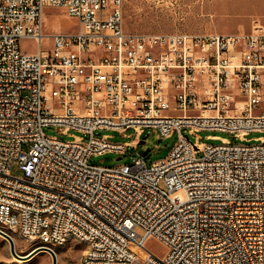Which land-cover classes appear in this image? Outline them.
Returning a JSON list of instances; mask_svg holds the SVG:
<instances>
[{"label":"built area","instance_id":"1","mask_svg":"<svg viewBox=\"0 0 264 264\" xmlns=\"http://www.w3.org/2000/svg\"><path fill=\"white\" fill-rule=\"evenodd\" d=\"M126 1L0 0V230L41 246L76 235L86 246L79 264H136L138 252L142 264H264V137L204 145L198 135L250 142L249 134L264 133L263 27L128 33ZM47 6L80 25L51 35L50 50ZM23 39L39 52H23ZM51 126L83 135L63 141L46 135ZM151 128L177 134L165 159L89 162L138 146L96 131L141 136ZM153 238L168 248L164 257L147 249Z\"/></svg>","mask_w":264,"mask_h":264},{"label":"rangeland","instance_id":"2","mask_svg":"<svg viewBox=\"0 0 264 264\" xmlns=\"http://www.w3.org/2000/svg\"><path fill=\"white\" fill-rule=\"evenodd\" d=\"M188 1L192 0H168L161 3L148 0H128L123 5L124 29L128 33H143V34H166L176 35L184 33L182 31L183 21L180 15H187ZM196 2V0H194ZM179 17V23H177ZM217 27L220 32L231 34L236 32V27L243 24L245 19L240 14L235 16L232 22H224L222 15L217 16ZM43 47L45 50H50L52 41L50 36L53 34H68L80 29L79 22L69 17L66 11L62 8L45 7L42 13ZM185 24V22H184ZM235 29V30H234ZM20 48L23 52L35 54L39 52V47L35 41L23 39L20 41ZM45 133L49 137H57L63 141H70L74 136H82L78 131H72L68 134H63L60 127L51 126L45 128ZM109 135L115 143H138L137 148L129 147L124 155L116 153H106L100 156L92 157L89 162L98 165L112 167L124 163H132L134 156L142 154L146 158L148 166L165 159L170 151L177 143V134L164 137L157 129H147L141 136L134 133V130H128L124 133L112 130H98L95 132L96 137ZM199 142L204 145H219L221 139H227L232 144H255L254 139L264 137V133H251L246 139L250 142H241L234 138L232 134L218 131H201L198 133ZM211 137H218L214 140ZM85 138H87L85 136ZM192 143L196 142V137L191 136ZM202 155V154H201ZM12 175L21 177L22 172L17 165L12 168ZM163 187V185H161ZM16 241V253L19 256H27L32 251L39 249L41 246L36 243H31L20 237L13 235ZM147 249L164 257L168 248L157 239H150L146 245ZM52 249L58 256V264H79L83 258L86 246L76 240L67 242L64 245H53ZM139 260L136 264H142L144 255L138 252ZM0 264H53V257L49 252L38 253L30 260H17L11 253L10 245L7 240L0 236Z\"/></svg>","mask_w":264,"mask_h":264},{"label":"crops","instance_id":"3","mask_svg":"<svg viewBox=\"0 0 264 264\" xmlns=\"http://www.w3.org/2000/svg\"><path fill=\"white\" fill-rule=\"evenodd\" d=\"M241 15L245 21L236 32L225 34L217 27L218 17L232 22ZM182 31L191 35H245L254 31L257 24L264 29V0H194L188 1L187 15H180ZM185 22V24H184ZM179 23V17H177Z\"/></svg>","mask_w":264,"mask_h":264},{"label":"water","instance_id":"4","mask_svg":"<svg viewBox=\"0 0 264 264\" xmlns=\"http://www.w3.org/2000/svg\"><path fill=\"white\" fill-rule=\"evenodd\" d=\"M0 236L8 241V243L10 245L11 253L17 260H23V261L29 260V259L33 258L34 256H36L40 252H49L53 257V264H58L57 256H56L54 250L47 247V246H41L39 249L32 251L27 256L22 257L16 253L15 243L9 234L0 230Z\"/></svg>","mask_w":264,"mask_h":264},{"label":"bare ground","instance_id":"5","mask_svg":"<svg viewBox=\"0 0 264 264\" xmlns=\"http://www.w3.org/2000/svg\"><path fill=\"white\" fill-rule=\"evenodd\" d=\"M188 157H190V159H198V152L196 150H188ZM13 235H16L21 238V234H13ZM72 240L78 241V237H76V235H67V242L72 241ZM13 241L16 245V241L14 238H13ZM33 243L39 244V246H41V241H33ZM64 244L65 243H56V244L55 243H42V246H47L52 249L53 245H64ZM40 253H44V252H40ZM57 259H58V256H57Z\"/></svg>","mask_w":264,"mask_h":264}]
</instances>
